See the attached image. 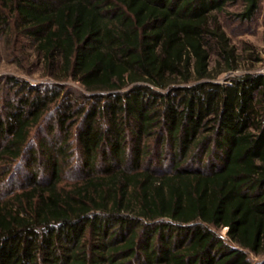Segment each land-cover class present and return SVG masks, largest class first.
Instances as JSON below:
<instances>
[{"label": "trees", "instance_id": "16d2710c", "mask_svg": "<svg viewBox=\"0 0 264 264\" xmlns=\"http://www.w3.org/2000/svg\"><path fill=\"white\" fill-rule=\"evenodd\" d=\"M261 1L0 0V264H264Z\"/></svg>", "mask_w": 264, "mask_h": 264}, {"label": "rangeland", "instance_id": "374dc122", "mask_svg": "<svg viewBox=\"0 0 264 264\" xmlns=\"http://www.w3.org/2000/svg\"><path fill=\"white\" fill-rule=\"evenodd\" d=\"M240 8V3L230 4L227 7L230 11H238ZM222 20L228 35L231 37L232 43L238 48L244 47L246 43L253 44L258 53L261 55L262 60L255 62L253 65H250L247 61L242 62L237 70L223 71L217 78L220 81H225L230 75L237 74L248 69L264 71V0L261 1L260 9L252 21H240L239 19L233 17H222ZM19 48L20 52L21 47L19 46ZM25 52L28 54L25 65L21 66L15 61H12V58L8 54L5 46V39L0 36V79L6 75H15L27 79L33 84L48 83L55 80L44 72L42 63L35 59V53L31 47L28 46ZM212 66H214V60L212 61ZM68 83L75 87L83 88L79 82L72 79L68 80ZM163 168L170 169V162H165ZM226 231L227 228H221L219 230L220 234L224 238L228 239ZM248 257L253 263H260L264 261V254L257 255L249 252Z\"/></svg>", "mask_w": 264, "mask_h": 264}]
</instances>
